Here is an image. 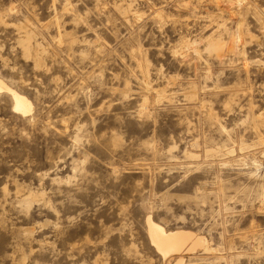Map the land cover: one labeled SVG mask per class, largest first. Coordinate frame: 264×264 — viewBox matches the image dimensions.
I'll return each instance as SVG.
<instances>
[{
  "label": "rangeland",
  "instance_id": "rangeland-1",
  "mask_svg": "<svg viewBox=\"0 0 264 264\" xmlns=\"http://www.w3.org/2000/svg\"><path fill=\"white\" fill-rule=\"evenodd\" d=\"M0 79V264H264V0H0Z\"/></svg>",
  "mask_w": 264,
  "mask_h": 264
},
{
  "label": "bare ground",
  "instance_id": "bare-ground-1",
  "mask_svg": "<svg viewBox=\"0 0 264 264\" xmlns=\"http://www.w3.org/2000/svg\"><path fill=\"white\" fill-rule=\"evenodd\" d=\"M0 90L7 91L13 100V110L16 113L27 115L32 112L33 104L17 90L9 87L4 80L0 79ZM148 230L152 244L157 248L164 258L180 255L185 252L194 251L197 246L203 245L204 238L189 230H167L163 225L156 223L151 217L148 218ZM179 262L183 257L179 256Z\"/></svg>",
  "mask_w": 264,
  "mask_h": 264
}]
</instances>
